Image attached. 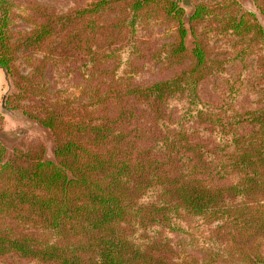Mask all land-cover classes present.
Masks as SVG:
<instances>
[{
  "label": "trees",
  "instance_id": "1",
  "mask_svg": "<svg viewBox=\"0 0 264 264\" xmlns=\"http://www.w3.org/2000/svg\"><path fill=\"white\" fill-rule=\"evenodd\" d=\"M190 1L0 0L7 104L55 141L54 160L0 141V264H264V28L238 0ZM235 59L259 98L206 101ZM155 66L172 73L142 81Z\"/></svg>",
  "mask_w": 264,
  "mask_h": 264
},
{
  "label": "rangeland",
  "instance_id": "2",
  "mask_svg": "<svg viewBox=\"0 0 264 264\" xmlns=\"http://www.w3.org/2000/svg\"><path fill=\"white\" fill-rule=\"evenodd\" d=\"M15 1L22 6L33 3L46 4L58 12H66L73 8L85 6L92 0ZM238 1L243 10L252 11L257 14V17L264 28V16L257 9L254 0ZM185 7L189 12L192 11V3L190 6ZM16 28H26L20 18L18 19ZM153 32L154 33L149 38L145 37L144 43L142 44L146 58L154 46L170 40V37L167 35L169 31L166 26L155 28ZM192 41L193 38L189 35L187 37L188 46H192ZM217 47L219 46L215 45V49H217ZM159 67L160 66H155L151 69L148 67L144 76L146 80L142 81L156 80L171 75L172 67H162L161 69H159ZM256 71L257 69L250 62L247 63V65H244L239 60L235 59L228 64L227 71L224 75L204 80L200 86V93L206 101L217 102L220 101V99L222 100L226 95H231L237 97V103L234 104L235 107L247 106L248 104L254 105L253 101H256V99L259 98V95L256 94ZM15 91L16 86L13 77L6 69L0 67V114L3 117L0 126V141L6 146L7 154L10 156L14 148L26 150L33 143L40 141L45 146V158L54 160L55 141L52 131L44 127L38 121L27 116L22 109L9 108L7 104L8 97ZM77 93L80 94L79 92ZM198 230L200 229L198 228ZM179 239L184 243V247L187 246L189 251H195L191 239H186L181 236Z\"/></svg>",
  "mask_w": 264,
  "mask_h": 264
},
{
  "label": "water",
  "instance_id": "3",
  "mask_svg": "<svg viewBox=\"0 0 264 264\" xmlns=\"http://www.w3.org/2000/svg\"><path fill=\"white\" fill-rule=\"evenodd\" d=\"M183 4L185 6H190L191 5V2H190V0H183Z\"/></svg>",
  "mask_w": 264,
  "mask_h": 264
}]
</instances>
